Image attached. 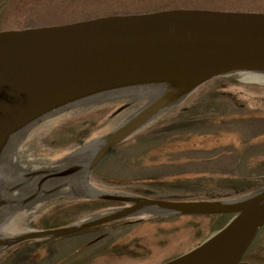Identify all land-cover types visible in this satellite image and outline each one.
Masks as SVG:
<instances>
[{"label":"rangeland","instance_id":"rangeland-1","mask_svg":"<svg viewBox=\"0 0 264 264\" xmlns=\"http://www.w3.org/2000/svg\"><path fill=\"white\" fill-rule=\"evenodd\" d=\"M168 7L264 11V0H0V30ZM241 76L231 72L204 82L106 153L87 171L85 192L58 194L27 210L14 208L0 222V234L61 227L111 210L107 201H85L98 188L137 190L175 200L214 196L231 200L263 187L264 82ZM146 93L144 89L78 104L40 119L19 145L22 164L46 165L94 141L146 104ZM126 102L127 114L123 110L105 121ZM92 106H104L102 118L81 119L66 127L71 115ZM149 129L154 133L139 135ZM44 142L58 148H46ZM232 216L129 214L69 234L24 240L3 253L0 249V264H159L195 246ZM239 264H264V224Z\"/></svg>","mask_w":264,"mask_h":264},{"label":"water","instance_id":"water-1","mask_svg":"<svg viewBox=\"0 0 264 264\" xmlns=\"http://www.w3.org/2000/svg\"><path fill=\"white\" fill-rule=\"evenodd\" d=\"M248 69L264 70L262 12L170 8L0 31V142L43 112L71 100L133 83H168L160 97L101 138L94 161L170 99L213 75ZM97 196L132 204L71 225L16 235L6 244L122 217L137 208L132 200L138 198L173 213L234 212L201 243L160 264H221L207 260L208 256L244 229L228 253L232 258L226 264H235L264 222V205L250 209L264 199V187L232 200L177 201L103 191Z\"/></svg>","mask_w":264,"mask_h":264},{"label":"bare ground","instance_id":"bare-ground-1","mask_svg":"<svg viewBox=\"0 0 264 264\" xmlns=\"http://www.w3.org/2000/svg\"><path fill=\"white\" fill-rule=\"evenodd\" d=\"M239 73H241L242 79L264 82L263 70L248 69L246 71H240ZM151 85L152 83H133L97 91L91 95L60 104L45 113L43 112L37 118L28 121L20 128L6 135L0 142V222L14 208L19 207L22 210L31 209L42 201L57 196L58 194H78L88 189L86 172L102 141L98 140L85 145L66 154L61 159H57L46 165L24 166L19 156V145L23 137L37 121L44 117L57 114L71 106L108 97H116L131 92L134 94L138 92L142 93L144 89L148 91L146 95L154 98L169 86L168 83L163 82L154 83L153 87ZM175 99L176 97L170 99V101H175ZM69 167L76 169L72 173L64 175L52 176L50 174ZM132 201L137 205V208L134 210L135 212L153 211L157 209L149 203L145 204L138 198H133ZM263 205L264 199L254 203L250 209H255ZM244 232V229L235 232L226 242L217 247L216 251L208 256L207 260H217L218 263L226 264L232 258V256L228 255L229 251L237 246L238 239ZM8 240L9 237L0 234V249Z\"/></svg>","mask_w":264,"mask_h":264},{"label":"trees","instance_id":"trees-1","mask_svg":"<svg viewBox=\"0 0 264 264\" xmlns=\"http://www.w3.org/2000/svg\"><path fill=\"white\" fill-rule=\"evenodd\" d=\"M107 202H109V201H107Z\"/></svg>","mask_w":264,"mask_h":264}]
</instances>
